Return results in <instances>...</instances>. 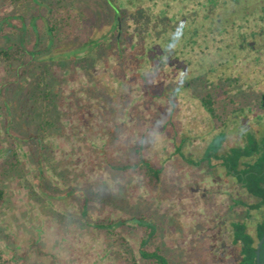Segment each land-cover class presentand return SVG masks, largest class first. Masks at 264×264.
<instances>
[{"label":"rangeland","instance_id":"374dc122","mask_svg":"<svg viewBox=\"0 0 264 264\" xmlns=\"http://www.w3.org/2000/svg\"><path fill=\"white\" fill-rule=\"evenodd\" d=\"M54 1L0 0V23L5 20L0 44H15L21 31L9 28L24 24L28 26L25 49L31 51L36 41L34 25L41 35L48 6ZM237 1V12L219 13L218 28L230 31L237 23L242 31L263 28L257 10L264 0ZM219 2L223 0H204L209 7ZM61 5L71 15L70 26L51 51L65 52L61 58L70 62L75 56L88 59L65 69L52 68L63 99L59 104L61 126L44 142L49 159L42 169L49 188L44 189L47 196L43 200L37 198L42 194L30 150L13 143L24 176L5 183V199L0 205L2 260L7 264H125L118 255L123 253L118 241L71 221L80 212L76 198L66 194L73 188L104 191L122 200L121 207L109 199L89 201L95 219L127 218L131 209L141 211L157 227L149 248L158 247L169 264H238L239 246L231 243L230 223L245 222L253 235L255 224L264 220V208L250 212L246 220L245 209L233 206L232 201L254 204L255 199L225 176L222 168L193 167L174 149L180 145L185 158L197 160L217 132V123L200 105L199 99L206 96L227 115L222 128L225 148L243 143L244 133L254 130L264 118L258 105L264 93V52L256 60L252 53L225 48L239 28H232L229 35L220 31L205 35L204 28L213 22L203 20L205 9L193 8L186 0H61ZM248 12L255 18L242 23L239 19ZM120 13L125 16L118 33L114 18L117 21ZM197 13L194 27L199 34L192 45L184 32L175 36L170 28L187 24L190 15ZM186 15L189 19L183 18ZM160 16V20L154 19ZM113 35L118 36L117 44ZM89 39L105 40L110 55L97 61L86 49L80 53V46ZM41 44L44 49L45 42ZM4 69L0 65V85ZM32 76L27 75L23 88L17 90L18 106ZM3 121L0 116V163L8 146ZM115 125L122 132L112 137L109 130ZM138 144L142 145L141 156L161 168L155 189L138 175L108 168L109 163H125L128 149ZM119 234L131 247L135 264H143L137 252L139 233L128 230Z\"/></svg>","mask_w":264,"mask_h":264},{"label":"trees","instance_id":"16d2710c","mask_svg":"<svg viewBox=\"0 0 264 264\" xmlns=\"http://www.w3.org/2000/svg\"><path fill=\"white\" fill-rule=\"evenodd\" d=\"M48 8V16L44 19V30L41 35L37 34L34 25L33 32L36 41L31 51L25 49V44L27 43L26 29L28 26L24 24L22 28L7 27L11 30L19 31V33L21 31L15 44L9 43L6 46L0 44V65L5 67L4 80L0 85V116L4 119L3 130L8 144L6 157L0 163V205L3 204L5 199V183L13 179L20 180L24 176L23 165L14 149L13 143L22 144L30 150L32 162L38 171L36 176L38 189L42 194L41 196L38 195L37 198L43 200L42 196H47L44 189L49 188V185L43 175L42 164L47 163L49 153L44 142L54 132L58 131L61 126L59 104L63 99L59 88L60 85L55 77L52 76V68L65 69L69 67L70 63L78 65L88 59L82 56H75L73 58L74 61L70 62L68 59L61 58L65 52L52 53L51 50L59 42V36H64L65 30H67L66 27L70 26L68 21L71 20V15L65 12L66 9L61 5V0H55L50 3ZM160 14L161 16L163 15L161 12ZM121 16L124 17L125 14L122 13ZM161 16L154 17V19L160 20ZM34 20L35 17L33 22ZM4 21L2 20L0 23V38L5 27L2 24ZM170 29L175 36L176 32H181L179 26ZM9 32L13 35L12 31ZM182 34L186 39L188 38L185 33ZM117 38L118 36L113 35V41L116 44L118 42ZM41 40L45 42L44 49L40 48L42 45ZM101 40L89 39L88 42L80 46L79 52L81 53L86 49V54L91 55L94 53L97 61L103 55H110V45L107 43V45H104L106 41L101 42ZM77 52L75 51V53ZM118 57L123 60L122 55ZM13 64H16L15 67L12 66ZM31 74L33 76L30 79L29 88L24 91L22 102L18 106L19 104L15 102L17 90L23 88L22 81L27 75ZM17 83H21V86ZM199 101L208 117L215 124L217 123V132L208 139L201 157L197 160L185 158L181 152L180 145L175 147L174 153L186 164L193 167H200L205 164L211 169L215 167L222 168L225 176L233 178L250 198L256 200L254 204H246L239 200L232 201L233 206H241L245 209V219L248 220L250 219V212L260 211L264 208V118L254 130L244 133L242 144L231 143L228 148H225L226 134L222 128L227 123V115L219 111L211 96L201 97ZM258 102L259 109L264 114V93L260 96ZM16 105L19 110H17ZM115 132H122L117 125H115L113 130H109V135L113 137ZM184 142V138H181V144H184ZM141 151V144L129 148L125 163H116L115 165L109 163L108 168L117 173L130 172L138 175L155 189L160 183L161 168L155 167L150 161L144 159L141 156ZM66 194H72L79 203V216L71 219V221L104 234L114 243L118 241L119 246L123 248V253H118V255L121 256L125 264L136 263L131 247L119 234L120 231L128 232V230L134 233L137 232L140 235L137 252L138 259L143 264H169L167 258L163 256L158 247L149 248L156 238L157 227L141 211L130 208L132 212L130 211L127 218L95 219L90 215L89 201L100 200L104 203L109 199L116 207H121L122 200L120 198L116 199L114 195L104 191L102 193L86 192L70 188ZM80 200H82L81 203ZM230 229L232 245L239 246L240 259L238 264H256L255 249L258 241L264 236V220L255 224L253 235L248 232L247 225L243 221L231 222ZM0 264H7L2 260L1 256ZM259 264H264V241L259 249Z\"/></svg>","mask_w":264,"mask_h":264},{"label":"flooded vegetation","instance_id":"af4514ba","mask_svg":"<svg viewBox=\"0 0 264 264\" xmlns=\"http://www.w3.org/2000/svg\"><path fill=\"white\" fill-rule=\"evenodd\" d=\"M186 1H189V4H193V8L205 9L203 11L204 15L202 16L203 20L213 22V25L211 27L204 28L205 25L201 26L202 28L207 30V33H205V35H209V34H212L214 32H217V31H220L224 35H229V34H231V31L233 30L232 28H234L235 31L239 28L240 31L235 35V37L231 38L232 37L231 36L229 38L230 42L232 41V43L229 42L226 45H224L225 48L235 47V48H237V51L239 53H247V52L252 53L256 60L258 59V56L264 52V27L258 29L257 31L256 30H254V31H252V30L242 31V27L240 25H239V27H237L238 26V23H237L236 26H234V24H233V27L229 28L230 31H227V29L218 28L219 24L217 25V23H219V22L221 23V21L219 19L220 18L219 13H221V11L224 12L227 10V14L232 15L229 12L231 9H235V11L234 10H232V11L237 12V9L235 7L236 6L238 7L240 5L237 0H223V2H221V3L219 2L217 4V6L214 5V7H209V6L205 5L204 0H201V1L186 0ZM191 7H192V5H191ZM147 8H149V7H147ZM263 11H264V5L261 4L259 6V9L257 10V12H259V14H260V15H257L259 17L260 24H264ZM117 12H118V10H117ZM161 13H162V10H161ZM198 16H199L198 13L194 16L190 15L191 18L187 24H178V26L181 28L180 29L181 32H184L188 37H190L189 39H186V40L188 42H191L192 45L195 44V42L193 41L194 38H196L199 34V32L197 33V31L194 27L195 26L194 22L196 20H199V18H197ZM183 18L189 19V17H187V15L183 16ZM250 18H252V19L255 18V15L252 16L251 13L248 12V13H245L243 18L241 17L240 19L239 18L238 19L241 21H244L242 23L246 24ZM121 19H122L121 13H120V17L118 18L117 21H116V17L114 18V25L116 26L118 33H120L122 31ZM220 42H222V40H220ZM187 88H188V85L185 82H183V89H187Z\"/></svg>","mask_w":264,"mask_h":264},{"label":"water","instance_id":"95a60500","mask_svg":"<svg viewBox=\"0 0 264 264\" xmlns=\"http://www.w3.org/2000/svg\"><path fill=\"white\" fill-rule=\"evenodd\" d=\"M263 241H264V236L258 241L256 249H255L256 264H259V249Z\"/></svg>","mask_w":264,"mask_h":264}]
</instances>
